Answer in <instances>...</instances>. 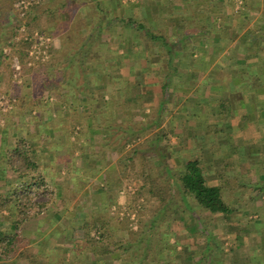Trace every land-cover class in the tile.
I'll list each match as a JSON object with an SVG mask.
<instances>
[{
    "label": "trees",
    "instance_id": "16d2710c",
    "mask_svg": "<svg viewBox=\"0 0 264 264\" xmlns=\"http://www.w3.org/2000/svg\"><path fill=\"white\" fill-rule=\"evenodd\" d=\"M15 1L1 0L0 3V67L5 66L8 72L4 79L0 69V85L4 81L7 83H5V91L0 88V212L9 214V216H0V264H21L22 262L84 264L88 253L97 259L108 254H116L119 257L118 260L126 264H159L160 238L156 237L159 236L160 228L168 220L176 217L183 221V216L196 219L195 206L210 215L220 214L226 220H230L232 210L224 198V192H230V174L225 171L218 172V183H210L211 167L206 165L201 156H194L179 165L178 153L169 141V133L163 123L168 115L169 103L174 106L177 104L178 91L171 87L175 73L159 75L161 78L159 104L149 114L145 113L142 105L139 104L141 119L133 115L134 104L136 105L138 100L142 101L151 92L143 93L139 85L135 83L136 79L141 77L136 68L130 67V72L126 75L122 74L121 64V66H102L97 73L96 86L93 87L92 70L95 68L89 63L101 59L99 51L105 46L101 42V33L104 20L108 19L106 8L108 0H89L96 4L95 10L91 8L88 10V0H79L80 5L87 4L83 7L88 10L92 21L88 17H83L80 9L78 16H71L74 8L80 7L77 2L73 4L72 0H67L69 4H66L61 0H46L47 5L41 12L47 11L50 16H54L50 21L56 24L58 21L63 23L64 18L72 20V23H69L71 34L67 33V38L60 36L61 39L63 38L60 48H55L54 52H51L56 62L50 66H54L57 72L51 74L46 72L43 82L37 85L34 93L28 96L24 94V97L17 92V86L12 87L13 68L11 69L10 61L12 55H5L3 52L6 46L11 45L7 44L9 41L5 39L6 32L14 28L16 30L13 25L6 26L9 14L16 16ZM54 1L58 3L56 7L53 6ZM34 8L40 7L34 6ZM37 19L38 17H35L34 22ZM130 21L134 27L136 22ZM137 26H140L139 31L145 30L152 41L160 39L149 32L144 25ZM83 29L86 32H82ZM254 35L260 42L259 51L264 52V28L256 31ZM165 45L168 48V54L159 59L156 64L174 72L181 61L176 59L170 43ZM28 46L27 42L12 45L14 53L20 57L21 75L27 71L34 74L32 69H27L26 66L29 60ZM116 71L120 73L115 74ZM11 88L13 93L10 92ZM67 89L69 95L74 92V103L69 100L68 93L62 94ZM48 96L57 100L59 106H62L68 115L60 114L57 117H50L53 111L46 102ZM79 98L86 99L85 105L90 104L85 108V113L81 112ZM3 100L7 102L6 105L3 104ZM219 103L220 107L225 106L224 101ZM5 106L9 107L7 114L3 112ZM35 110L44 111V116H47L44 120L46 127H63L68 133L71 132V135H76L75 142L81 136L84 145H88L89 148L92 147L89 143H92L94 135H102L99 155L108 153L110 159L117 158L116 170L108 173L109 181L113 183L108 188L114 189L108 196V204L109 206L118 205L120 191L126 187V184L139 183L136 191L128 195H136L137 200L144 197L156 202L154 217L146 226L148 230H145L150 232L149 236L142 235V231H125L123 224L126 218H113L108 210L91 207V211L85 213L83 217V225L80 228L82 236L77 239L74 235L75 245L71 249L47 248L37 252L30 246V242L22 234L24 225L34 218L42 217L48 205L47 202H34L31 196V192L37 189L43 188L46 191L47 173L45 174V170L37 162L35 152L30 146L27 126H21L25 123L24 120L28 119L25 118L26 113L30 116L29 119L34 121L39 118L38 115H33ZM121 112L125 115L124 119L119 118ZM172 159L176 164L171 163ZM74 170L75 173L81 174L80 170L76 168ZM12 179L15 180L14 183L10 182ZM232 186L236 185L232 184ZM250 186L260 195L264 194V184ZM128 207L132 210L131 206ZM11 219L14 223V231L6 232L2 229V223ZM196 222L194 225L196 230L193 227V233H190V238L196 240V249L195 246L187 244L183 247V253L185 251L194 253L191 264H222L224 259L220 252L223 248L213 242L214 236L209 231L206 217L202 219V222L199 223L198 219ZM168 229L171 232L170 226ZM93 231H96L97 237L92 235ZM173 232L174 229L170 235L176 236ZM201 239L205 240L202 242ZM199 240L206 247L204 251H199L197 248ZM195 251L198 252L197 258ZM163 254L166 262L169 261V257H173V251L167 250ZM64 255L68 258L65 259Z\"/></svg>",
    "mask_w": 264,
    "mask_h": 264
},
{
    "label": "crops",
    "instance_id": "0c3cea01",
    "mask_svg": "<svg viewBox=\"0 0 264 264\" xmlns=\"http://www.w3.org/2000/svg\"><path fill=\"white\" fill-rule=\"evenodd\" d=\"M106 6L103 55L120 60L122 66L132 60L127 73L136 68L141 77L135 83L143 93L151 92L134 104L133 115L140 116L139 104L145 113L154 111L161 98L159 75L175 73L171 87L178 91L177 104L169 103L168 115L178 140V164L201 155L212 169L210 183L217 184V172L230 170V178L242 186L264 184V52L254 35L264 28V0H108ZM130 20L136 22L134 27ZM138 24L160 39L152 41ZM165 43L181 61L174 72L156 64L168 54ZM124 116L121 112L119 118ZM40 121L30 124L28 138L37 162L50 176L52 199L42 217L24 225L22 234L37 252L71 249L74 232L83 225V211L89 205L98 210L109 207L114 189L108 188L113 185L108 173L116 170V159L99 155L102 135H94L90 148L82 142L81 152L74 150L71 132ZM196 134L204 137L197 148ZM74 190L81 195H74ZM7 223L4 229L14 231V223ZM236 233L230 264H264V220ZM108 256L100 261L111 264ZM87 259L84 264H91Z\"/></svg>",
    "mask_w": 264,
    "mask_h": 264
},
{
    "label": "rangeland",
    "instance_id": "374dc122",
    "mask_svg": "<svg viewBox=\"0 0 264 264\" xmlns=\"http://www.w3.org/2000/svg\"><path fill=\"white\" fill-rule=\"evenodd\" d=\"M20 1L23 0H16L14 3V9L16 10V16L15 15H11L9 14V18L6 19V26L9 25H13L16 27V30H10L8 31V33L6 32L5 34V39H8L9 42H7V44H11L8 45L4 48L3 52L5 55H12L11 58V69L13 68V63H14V59L17 58L20 61V57L14 53V50L12 49V45L13 44H20L21 42H27L29 43V49H28V57L29 60L26 64L27 69H32V71L34 72H26V73H22V68L20 73H16V71L13 68V73H12V80H13V86L15 87L17 86V92H20L19 95H22L23 97L26 95H30V93H34L35 88L37 87L38 84H41L44 80L45 74L47 73H53V72H57V69L54 66H50L52 63H55L56 60H54L53 55L51 54V52H54L55 48H60V44H61V40L63 38H67L68 34L70 35V26L69 23H72V20L69 21L70 19H65L62 20L63 23L60 21L56 23H53L50 21V19L54 16H50V14L47 11H44L43 13L41 12L42 9H44V7H46V3L48 1L46 0H33L30 1L31 4L28 5L27 9L24 11H21V9H19L17 7V5H19ZM29 1V0H27ZM63 3L69 4V1L67 0H61ZM73 4L74 2H77L78 4L80 3L79 0H72ZM82 2V1H81ZM1 3V0H0ZM82 4V3H81ZM88 10L89 8H91L92 10H95L94 5L96 6V4L93 2H90L88 0ZM87 4H85L87 6ZM58 3L56 1L53 2V6H57ZM80 5V4H79ZM85 5H80V7L78 8H74L73 14L71 16H78V11L80 9V13L83 15V17H88L90 19V21H92V17L91 15L88 14V10L83 7ZM34 6H39L40 8H34ZM18 10V11H17ZM1 11V10H0ZM1 14V12H0ZM48 16H50V18L48 19ZM38 17L37 21L34 22V18ZM58 19V17H56ZM64 27V28H63ZM82 32H86L85 29L82 30ZM68 33V34H67ZM104 35V34H103ZM63 37L62 39L60 38ZM104 37V36H103ZM41 43L43 45H41ZM68 44V43H66ZM107 47H103L104 50H106ZM99 51V55L101 57V59L97 60L96 62L92 61L89 64L91 66H94V70H92V78H93V87L96 86V82H97V73L99 71V68H101L102 66L105 65H109V66H121L120 64V60H115V59H107L104 55L103 52L104 50ZM13 50V53H12ZM57 55V54H56ZM54 55V56H56ZM58 56V55H57ZM117 62L119 64H117ZM132 60H127L125 62V65L123 66L122 70L124 72V74L128 75L127 71H128V67L129 65L132 66L131 64ZM21 63V61H20ZM128 66V67H127ZM22 67V64H21ZM1 74L4 75V79L5 77H7L8 72H6V67L5 66H1ZM119 71L114 72L115 74H118ZM6 75V76H5ZM6 81H4L1 85L0 88L2 90H6ZM19 87V88H18ZM11 93H13L12 88L10 89ZM19 90V91H18ZM69 90H64L62 92V94L64 93H68ZM213 95L214 93L211 92ZM25 94V95H24ZM65 95V94H64ZM69 95V93H68ZM35 96V94L33 95ZM72 96V97H71ZM74 92H72V95H69V100L71 102L74 103ZM34 98V97H33ZM108 97H106L107 99ZM194 102H197V98H193ZM33 101V100H31ZM46 102L48 104V106L51 108V110L53 111V113L51 114L50 117H57L61 115L67 116L68 113L64 110V108L61 106H59V103L57 100L52 99L50 96L46 97ZM72 103V104H73ZM86 99H78V104L80 105L81 108V112L85 113V108H87L90 104H86ZM3 104L6 105L7 102L3 100ZM58 104V105H57ZM9 107L5 106V108L3 109L4 114L8 113ZM62 109V110H60ZM149 109V108H148ZM60 110V111H59ZM149 113L152 112V110H147ZM7 112V113H6ZM34 112V114H33ZM32 114L33 115H38L39 118L36 119V121H40V124H44V120L46 119L47 116H44V111H38L35 110L33 111ZM41 113V115H39ZM147 113V112H146ZM148 113V114H149ZM59 114V115H58ZM35 115V116H36ZM28 113L25 114V118L27 120H24L25 123L21 126H27V128L29 129V131H31L30 128V124L34 121L32 119H29L30 116H28ZM41 117V118H40ZM140 118V116L138 117ZM137 118V119H138ZM171 117L169 115H167L166 120H164V126L165 129L167 131V133H169L168 137H169V141L170 143L174 146L176 142H178L177 138H176V134L172 129L173 124H170V119ZM200 118H203V116H200ZM141 119V118H140ZM199 119V116H198ZM43 121V122H42ZM169 121V122H168ZM39 123V122H38ZM45 125V124H44ZM32 126V125H31ZM35 126H37L35 124ZM85 130L87 132V134H89V131H87V127H85ZM77 134V132H76ZM74 136V140L76 139V135ZM88 136V135H87ZM77 142L74 141V150L79 148L81 149L80 151L82 152L83 147H80V145L82 144V142L84 141L83 139L77 138ZM200 140H204V137H202L201 135H197L195 136V140H194V146L195 148H197L198 146H201V144H199ZM86 146V145H85ZM176 146H174V150H176ZM87 148H89L88 146H86ZM88 150V149H86ZM201 156V155H200ZM194 157V156H193ZM120 158V157H119ZM201 158L204 160V157L201 156ZM117 160V158H115ZM78 161V160H77ZM205 161V160H204ZM171 163L174 165V163L176 164L175 160L172 159ZM212 170V169H210ZM225 173H229L230 174V170H224ZM221 171V172H224ZM216 181L218 183V172L216 173ZM50 176L47 177V179H49ZM210 176H209V182H210ZM80 183V182H79ZM139 183L134 182L132 184H126L121 191H120V199L119 202L117 203L118 205L114 204L112 206H109L106 210L109 211V214L111 217L113 218H117V219H121V218H126V222L124 225L125 227V231H129L132 230L133 232H141L142 231V235L144 234L145 237L149 236L150 232L145 231L148 230L147 229V224L149 222V220L151 218L154 217V209L156 207V202L149 200L148 198H141L139 200H137L136 195H128V194H133L136 191V187L138 186ZM230 192L226 191L224 192V198L226 199V201L230 204V208L232 210L231 212V216H230V220H226L225 217L223 215L220 214H214V215H210L209 213H207L204 210H201L199 207L195 209V218L193 217H187V216H183L184 220H179V218L173 217V219H171V223L168 220L167 223H165L163 225V227L160 228L159 230V236L156 238H160V242H159V246L158 249L159 251H161V253L159 254V264H191L192 261V254L191 252L185 251L183 253V247H185L184 245L187 244H191L193 246H195L196 249V240L190 238V233L192 232L193 227H195L194 230H196V220H199V223L202 222V219L206 217V220L208 222L209 225V231L212 232L213 236H214V240L213 242H215V244H218L221 248H223V251L220 252L222 255L223 263L222 264H230V246H234L235 243L234 238L235 235L237 234L236 231L240 228H244V227H252L253 225H256L257 222H260L261 219L264 220V199L262 203H258L259 198H264V194L261 196L260 193L253 189L251 186H248V188L246 186H242V182L236 178H230ZM236 185V186H232ZM253 184V183H252ZM78 194L79 192H75L74 190V195ZM34 193L31 192V196L33 198L34 202H47L48 204L50 203L51 199H52V190L50 188V186L47 184V188L46 191L44 190L43 192L40 193H36V195H33ZM39 194V195H38ZM81 195V194H78ZM87 201H89L88 198H86ZM128 205H127V203ZM90 204V202H89ZM89 204H86L87 206ZM132 207V210H129V207ZM46 211V210H45ZM44 211V212H45ZM89 211H91V207L90 205L83 211L84 214L88 213ZM0 216H9L8 212H0ZM84 216V215H83ZM83 216H82V221L81 223H83ZM1 219V218H0ZM115 220V219H114ZM173 220V221H172ZM8 221H4L2 223V229H6L9 225L7 223ZM10 222H12V219L10 220ZM170 226L171 228V232L172 229H174L173 234L176 236H171V232L168 229V227ZM230 227L235 228V234L234 232L230 229ZM7 232V231H6ZM82 230L79 229V231L74 232L75 234V238L79 239L81 238L82 234H81ZM93 236H96V231L92 232ZM205 239H201V241L203 242ZM201 241L199 240L197 243V248L199 251H204V249L206 247H204V245H202L203 243H201ZM75 245V243H74ZM59 249L61 247H58ZM203 248V249H202ZM232 248V247H231ZM173 251V257H169V261L167 260V262L165 261L164 258V252L165 251ZM111 255V254H109ZM67 256V255H64ZM87 260H89L88 262H91V264H108L107 262H101L100 259H103V257H100L97 259V257L95 258L93 255H91L90 253L86 254V258ZM195 256L196 258L198 257V252L195 251ZM85 258V261H86ZM95 258V259H94ZM108 258H112V263L111 264H126V262H121L120 260H118V256H116V254H112L110 257L108 256ZM173 258V259H172ZM97 259V261H96ZM114 260V261H113ZM84 261V263H85Z\"/></svg>",
    "mask_w": 264,
    "mask_h": 264
},
{
    "label": "built area",
    "instance_id": "2783aa9c",
    "mask_svg": "<svg viewBox=\"0 0 264 264\" xmlns=\"http://www.w3.org/2000/svg\"><path fill=\"white\" fill-rule=\"evenodd\" d=\"M30 1H33V0H29V1L23 0V1H20L19 2L20 4L17 5V7L19 9H21V11H24V10L27 9L28 5L31 4ZM41 45H43V44L41 43ZM13 68L16 71V73H18V72L20 73V71H21V63H20V61L17 58L14 59ZM43 191H44L43 188L42 189H37V190H35L33 192L34 193L33 195H36V193H40V192H43Z\"/></svg>",
    "mask_w": 264,
    "mask_h": 264
}]
</instances>
